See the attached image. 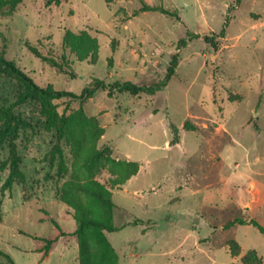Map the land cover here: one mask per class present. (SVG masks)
I'll use <instances>...</instances> for the list:
<instances>
[{"label":"rangeland","instance_id":"1","mask_svg":"<svg viewBox=\"0 0 264 264\" xmlns=\"http://www.w3.org/2000/svg\"><path fill=\"white\" fill-rule=\"evenodd\" d=\"M68 30L88 32L97 50L79 56L64 44ZM194 32L200 37L190 38ZM214 34L217 47L204 37ZM0 49L38 85L75 93L94 77L162 82L178 55L175 74L155 93L98 89L84 101L16 104L20 82L0 79V109L14 105L28 122L15 139L24 179L7 190L0 185V250L14 264H80L78 221L60 190L89 174L111 192L112 223L127 224L105 232L116 264H245L252 250L264 264L258 227L225 226L237 216L264 226V0H23L0 12ZM95 124L104 131L96 145L109 149L110 161L78 167L72 140L79 131L87 138ZM9 156L10 143L0 142V161ZM125 161L140 169L114 185L128 173ZM0 174L2 184L10 168ZM134 219L143 222L128 224ZM56 236L45 252V238ZM87 238L91 264L114 263L112 255L99 258L93 232ZM234 240L238 255L230 249ZM7 263L0 254V264Z\"/></svg>","mask_w":264,"mask_h":264},{"label":"trees","instance_id":"2","mask_svg":"<svg viewBox=\"0 0 264 264\" xmlns=\"http://www.w3.org/2000/svg\"><path fill=\"white\" fill-rule=\"evenodd\" d=\"M23 0H0V12L6 8L13 10ZM142 10H156V8L144 5ZM225 35V28H223L218 37ZM200 37L199 33H192L190 38ZM206 41L217 47L214 36L205 35ZM186 39L180 40V45L186 43ZM64 44L77 52L79 56L85 58L97 50L98 44L95 38L91 37L86 31L81 33H74L68 30L64 37ZM28 48L41 57L45 61L55 65L59 68L63 64L54 57L43 55L38 48L27 42ZM178 66V55L174 54L168 66L166 80L155 83L153 85L137 84L130 80H115L114 82H107L104 79L97 77L92 78V81L82 90L81 93H75L67 90H54L44 88L38 85L33 78H31L25 71H23L13 60H9L2 49H0V79L3 76H11L18 80L21 84L22 91L19 94L16 104L24 103L28 99L42 100L44 98H60L64 96L72 97L73 99H80L82 101L91 98L98 89L108 91L110 95L119 92H128L131 94L139 93H155L161 87L165 86L166 81L169 80L176 72ZM14 105L2 107L0 109V120H3L4 127L0 129V142L8 141L10 143V156L3 161H0V173L7 167L10 168V174L7 179L0 185L2 190H7L12 187L15 181H22L24 179L23 172L20 169V157L16 151L15 139L19 135V130L27 128L28 122L22 116L13 110ZM188 127V124H185ZM70 131V130H69ZM91 134L86 138L83 132H78L72 140V145L75 148V163L78 167H86L93 164L103 165L110 161V151L108 148L102 150L98 149L97 142L104 134L98 124L91 126ZM173 139L172 144L179 142L178 127L172 125ZM81 149V151H80ZM121 164L129 168L128 173L117 176L112 179L114 185H121L127 179L137 174L140 169L138 162L125 161ZM1 175V174H0ZM60 196L64 202L74 209V216L78 221V227L75 234L79 243V260L80 264H91L90 245L88 242L89 231L93 232L97 239V244L100 249L99 258L104 259L107 255H112L115 259L113 264L117 263V255L111 243L107 240L105 232H113L121 229L115 226L111 219V211L115 207V203L111 198V192L105 185L96 180L93 175L89 174L88 179L70 178L64 182L60 190ZM143 221L134 219L128 224H139ZM235 224H252L258 227L264 233V226L255 218H244L237 216L226 223L229 228ZM46 239V251L52 247L53 243L58 240L56 237H48ZM230 249L233 255L240 254V245L237 241L229 242ZM0 254L8 259L7 264H14L12 257L0 250ZM245 264H261L262 260L257 257L255 250H252L242 257Z\"/></svg>","mask_w":264,"mask_h":264}]
</instances>
